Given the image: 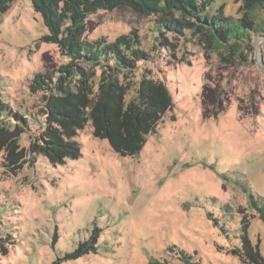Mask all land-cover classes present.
<instances>
[{"label": "rangeland", "instance_id": "obj_1", "mask_svg": "<svg viewBox=\"0 0 264 264\" xmlns=\"http://www.w3.org/2000/svg\"><path fill=\"white\" fill-rule=\"evenodd\" d=\"M218 5L242 17L239 3ZM160 15L99 10L83 34L108 42L136 36L133 46L146 59L115 75L126 101L141 79L166 90L165 108L136 153L115 152L91 122L74 137L79 155L62 162L23 152L11 164L6 143L0 147V236L8 248L0 264H180L184 256L264 264V11L242 58L207 46L202 33L158 29ZM46 33L30 0H14L0 14V116L10 128L38 133L43 92L31 80L42 73L55 81L67 61L42 40ZM81 67L92 79L93 66ZM28 136L20 134L25 148ZM89 240L93 249L83 246Z\"/></svg>", "mask_w": 264, "mask_h": 264}, {"label": "trees", "instance_id": "obj_2", "mask_svg": "<svg viewBox=\"0 0 264 264\" xmlns=\"http://www.w3.org/2000/svg\"><path fill=\"white\" fill-rule=\"evenodd\" d=\"M14 0H0V14ZM239 3L242 17L228 16L223 5L213 6L215 0H30L32 8L41 14L47 33L42 40L55 44L59 53L67 58L56 71V80L47 74L36 73L31 89L43 92V121L38 133L14 125L0 116V147L6 143L11 164L22 158L23 152L34 156L45 155L51 162H62L66 157L79 155V144L74 139L77 131L91 122L93 133L108 140L111 148L122 155L138 151L146 134L153 128L168 99L162 86H152L144 80L138 82L132 100L124 98L126 87L119 85L117 72H132L137 62L146 59L140 49L133 46L138 40L131 32L118 36L113 42L104 38L84 40L87 19L99 10H112L126 6L156 19L158 29L166 28L182 33H202L207 46L228 51L241 58V47L249 50L250 31L255 32V19L264 11V0H233ZM172 13H178L173 17ZM262 20V18H260ZM113 60L111 67L105 61ZM82 64L93 66V77L87 75ZM99 72V73H98ZM99 74L98 81L94 76ZM45 92V93H44ZM14 118L27 125L22 114ZM29 132V144H19L21 132ZM9 162H7L9 164ZM0 236V251H8ZM248 239L243 238V250L248 252ZM93 249V240L83 246ZM82 246V247H83ZM162 264V263H160ZM168 264V263H163ZM180 264H199L183 257Z\"/></svg>", "mask_w": 264, "mask_h": 264}]
</instances>
